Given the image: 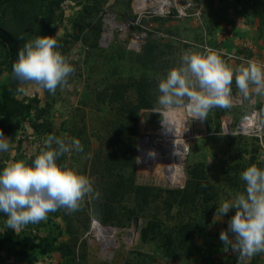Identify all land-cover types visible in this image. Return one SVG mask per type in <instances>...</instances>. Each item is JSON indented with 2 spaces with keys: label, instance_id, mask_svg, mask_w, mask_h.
Returning a JSON list of instances; mask_svg holds the SVG:
<instances>
[{
  "label": "rangeland",
  "instance_id": "obj_1",
  "mask_svg": "<svg viewBox=\"0 0 264 264\" xmlns=\"http://www.w3.org/2000/svg\"><path fill=\"white\" fill-rule=\"evenodd\" d=\"M254 1L178 0L175 2L177 5L169 4L165 7L159 0H155L153 5L142 4V0H107L102 4L95 19H90L91 23L84 20L86 27L79 39L66 45L67 60L75 68L76 76L70 75L68 86L58 88L61 100L58 99L53 105L52 113L37 121L50 122L52 131L66 143L73 140L67 132L69 128L81 130L78 140L83 144V151L73 150L65 153L61 161L62 166L87 177L89 155L98 145L96 136L98 133L102 134L103 123L107 118L105 110L96 108L101 105L94 103L95 82L99 85L104 79L110 83L147 79L151 86L148 90L157 100L160 79L164 78L171 68L180 66V58L185 50L203 52L205 49H212L233 68L248 60L264 64V24L258 15L259 9H255L259 5L253 4ZM60 10L61 15L49 25L52 28L50 36L54 39L69 38L72 22L81 18V8L74 2L64 3ZM60 10L56 11V15L60 14ZM97 19L100 21L99 34L96 47L91 49L84 44L83 39L90 42V31ZM105 33L107 36L103 37ZM145 50L152 55L156 53L151 60L154 61L152 66ZM229 55L236 58L228 57ZM6 76L4 72L0 80H6ZM102 87L103 85L97 91ZM18 88L23 91H17ZM17 89L13 93L17 101L26 103L27 99L36 98L37 108L44 107L47 98L44 89L33 83L20 82ZM82 91L85 95H82ZM129 94L130 92L125 93L128 100L133 101L134 95ZM231 103L238 106L231 105L224 113L218 111L217 116L213 108L204 120L193 119L186 108L167 110L161 117L160 113L152 112L153 108L158 107L157 101L152 109H141L138 112L134 184L161 189L182 188L187 178L185 165L198 163L200 169L202 168L201 172L205 174L206 182L214 187L213 198L205 203L202 196L197 195L192 204L188 203L183 208L175 205L168 211L162 207V198L149 199L145 203L133 199L124 200L121 205L134 214L128 218V225L116 229L115 234L113 233L114 242L111 237L106 244H102L89 234V228L82 231L86 216L89 219L88 226L91 220H96L92 212V197H86L81 202L79 211L66 213L70 218V228L79 232V242H85L84 258L80 260V264H138L136 259H130L135 252H140L146 257V264H237L236 255L231 251H223L224 245L219 238L220 232L227 230V221L235 214V209L221 218L215 217V213L220 203L245 192V182L241 180L243 170L251 163L264 169V166H261V163L264 164V96L257 95L250 87L249 94L245 97L237 89L233 78ZM63 106L71 109L69 116L55 111ZM33 113L32 104L28 119L34 117ZM251 114L259 115L263 126L261 138L256 141L251 134L232 129L240 115L242 117ZM162 118L173 122L175 133L174 130H165L161 123ZM23 120L21 123L16 119L11 122L13 136L4 135L8 138L10 147L7 152H0V171L8 162L25 160L43 147L48 133H33L27 119ZM149 137L151 143L155 139L171 138L181 140L185 145V155L180 157V165L176 166L181 172L174 175V182L167 179L159 161L149 159L140 162L146 160V156L140 151L141 142H149ZM153 144L156 143L153 141ZM151 145L145 148L153 149ZM151 214L160 220L161 230L167 235L174 236L171 230L175 227L178 232L179 227H186L185 231H189V226H193V244L206 248L210 246V251L203 255L201 262L193 263L185 258L182 250L177 251L174 260H169L164 256L159 243H139L138 228ZM133 218L138 219V228L134 236H129ZM6 219V215L0 213V232L8 229L5 226ZM53 220L62 227L65 226L60 217ZM14 233L19 235L20 231ZM65 239L67 236L59 238L62 241ZM4 250L0 253L1 257L5 255ZM39 264L63 263L58 255L53 254L39 261ZM247 264H264V253L253 256Z\"/></svg>",
  "mask_w": 264,
  "mask_h": 264
},
{
  "label": "trees",
  "instance_id": "obj_2",
  "mask_svg": "<svg viewBox=\"0 0 264 264\" xmlns=\"http://www.w3.org/2000/svg\"><path fill=\"white\" fill-rule=\"evenodd\" d=\"M106 1L0 0V77L4 72L7 74L6 80H0V131L3 135L13 136L11 125L13 120L16 119L18 123H21V121H24L23 119H27L33 133L38 135L48 133L58 136L56 132L52 131L50 122L38 123L37 121L52 113L53 105L60 99L59 87L55 95L44 90L47 98L42 108H37L36 98L27 99L26 103L19 102L13 97L19 81L13 78L12 64L17 59L19 49L26 42L37 36H50L52 28L49 25L61 15V5L74 2L81 8V18L72 22V32L68 35L69 38L56 39L58 42L57 50L67 58L66 45L79 39L81 32L86 27L84 20L91 23L90 19L96 17L95 15L99 12L100 6ZM254 2L253 4L259 5L255 9H259L258 15L264 24V1L255 0ZM57 10H60V14L56 15ZM99 22L97 19L92 25L90 42L83 39L88 48L93 49L96 47ZM148 50H145V55L152 66L154 61L151 60L154 59L153 55L156 53L152 55ZM72 76H76L75 72ZM101 83L99 85H103V87L100 91L97 90L101 86L98 85V82L94 83L96 96L94 103L95 105H101V107L96 108L105 110L107 118L103 123L102 134L98 133L96 136L98 145L90 153L87 164V177L92 182L94 190L99 193V198H92L91 204L96 220L103 226H111L117 229L128 225V218L134 212L126 210V207L121 205L124 200L133 199L139 203H145L149 199L162 198V207L168 211L175 205L183 208L188 203L192 204L194 197L197 195H201L205 203L213 198L214 187L206 182L205 174L201 172L202 168L200 169L198 163L190 166L185 165L184 172L187 178L182 188L161 189L134 184L135 136L138 112L141 109H152L157 100L148 90L151 86L147 79H132L124 83H110L104 79ZM129 92V95H134L133 101L128 100L125 95ZM82 95H85V92L82 91ZM32 104L34 117L28 119ZM218 109L221 108H214L213 110L215 116L219 114L218 111L224 113V110H226V108L223 110ZM55 111L64 115L72 113L67 106L60 107ZM67 123H69V120ZM67 132L72 136V139H78V135L82 133L81 130L71 128ZM256 139L258 140V138ZM256 139L254 140L256 141ZM37 154H39V151L30 154L24 161L31 164ZM63 158L64 155L56 160V163L62 168H64L61 164ZM252 165L254 163L249 166ZM261 166H264V164L261 163ZM57 217L61 218V221L65 224L64 227L53 220ZM46 220L47 222L44 223L41 221L37 224H28L24 227L26 230L22 229L19 235L15 234L12 229L0 232V253L5 249V255L0 256V264H39V261L53 254L58 255L63 264H80V260L84 258L85 242H79V232L70 228L69 215L66 214L64 209H60L56 212H50ZM84 220L81 227L82 231L88 229L89 219L87 216ZM185 228L179 227L178 232L176 227L172 229L171 232L175 234L174 236L164 234L161 230L160 220L151 214L149 219L145 220L138 228L139 243H159L163 248L164 256L169 260H174L177 251L182 250L185 258L187 257L189 261L193 263L201 262L203 255L209 252L211 248L210 246L206 248L205 246L193 244V226H189V231H185ZM61 236H67V239L64 241L59 240ZM145 258L142 253L135 252V255L130 259H136L138 264H146Z\"/></svg>",
  "mask_w": 264,
  "mask_h": 264
},
{
  "label": "clouds",
  "instance_id": "obj_3",
  "mask_svg": "<svg viewBox=\"0 0 264 264\" xmlns=\"http://www.w3.org/2000/svg\"><path fill=\"white\" fill-rule=\"evenodd\" d=\"M57 44L50 36H37L26 42L12 64L13 78L21 84L33 83L52 95L58 87L68 86L75 68L57 50ZM180 60V66L168 70L158 83V107L152 112L160 113L161 117L167 110L186 108L193 119L204 120L213 108L238 106L231 103L233 78L245 97L250 87L257 95L264 96V64L248 60L233 68L212 49L203 52L185 50ZM161 123L166 131L174 130L175 133L172 121L162 118ZM9 147L8 138L0 131V152H7ZM73 150L83 151L78 139L66 143L64 139L48 134L31 164L24 160L11 161L0 171V213L6 215L8 229L19 232L28 224L45 221L50 212L64 209L66 213H72L80 210L86 197L99 198L88 177L56 163L59 157ZM241 180L245 182V192L220 203L215 217L221 218L235 209V214L227 221V230H222L219 238L224 245L223 251L234 253L237 264H247L253 256L264 253V169L249 166L241 173ZM93 222L104 228L117 229L91 220L89 234L100 243L103 239L91 232ZM104 235L108 236L107 233Z\"/></svg>",
  "mask_w": 264,
  "mask_h": 264
},
{
  "label": "bare ground",
  "instance_id": "obj_4",
  "mask_svg": "<svg viewBox=\"0 0 264 264\" xmlns=\"http://www.w3.org/2000/svg\"><path fill=\"white\" fill-rule=\"evenodd\" d=\"M159 1L161 2L162 6L165 7L166 5H169V4L177 5V4H175V2H177L178 0H159ZM142 2H143L142 4L146 3L149 5H153L155 0H142ZM162 6H160V8H162ZM106 36H107L106 33L103 34V37H106ZM133 42L135 43V41H133ZM252 132H255V133L251 134L252 137H256V138L259 137L257 130H254ZM144 137H146V136H144ZM149 140H150L149 142L147 141L144 144H143V142H141V147H142L141 149H140V145H139V149L142 152L141 154H144V156H146V160H140V162L147 161L149 159H151L155 162L159 161V164H160V166L163 167V172L167 176V179L171 182H174V179H175L174 175H177V173L179 172L178 169H176V166L180 165L179 164L180 157L185 155V151H186L185 145L182 143L181 140H174L171 138L169 140L168 139H164V140L163 139L162 140L161 139L160 140L155 139L153 141L156 144H153V141L151 143L150 137H149ZM151 144H153V145H151ZM149 145H151L152 148L153 149L155 148V149L154 150L153 149H147L149 147ZM145 147H147V148H145ZM144 150H147V152H145ZM178 177H179V175H178ZM90 227H91V232L95 234V237H97L98 239H101V238L103 239L101 242L102 244H106L107 241H109L108 239H110L113 236V233L115 232V230L111 229V228H105V229L99 228L94 223L91 224ZM105 232L107 233L109 238L105 237V235H104ZM97 235H99V236H97ZM132 235H133L132 231H129V236H132Z\"/></svg>",
  "mask_w": 264,
  "mask_h": 264
},
{
  "label": "built area",
  "instance_id": "obj_5",
  "mask_svg": "<svg viewBox=\"0 0 264 264\" xmlns=\"http://www.w3.org/2000/svg\"><path fill=\"white\" fill-rule=\"evenodd\" d=\"M228 57L236 58L233 55H229ZM234 128H236V132H243L244 131V132H247L249 134H253L255 132H252V131L257 130V133L259 134V137H261L262 121H261L259 115L251 114V115H248V116H244L239 122L236 123ZM263 149H264V147H263ZM93 223L96 226H98L99 228L105 229L104 227L100 226L96 222H93ZM93 235L95 236L94 233H93Z\"/></svg>",
  "mask_w": 264,
  "mask_h": 264
},
{
  "label": "water",
  "instance_id": "obj_6",
  "mask_svg": "<svg viewBox=\"0 0 264 264\" xmlns=\"http://www.w3.org/2000/svg\"><path fill=\"white\" fill-rule=\"evenodd\" d=\"M138 219L137 218H133L132 219V227H131V231L133 234H136L137 232V228H138V223H137Z\"/></svg>",
  "mask_w": 264,
  "mask_h": 264
}]
</instances>
